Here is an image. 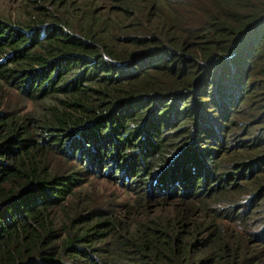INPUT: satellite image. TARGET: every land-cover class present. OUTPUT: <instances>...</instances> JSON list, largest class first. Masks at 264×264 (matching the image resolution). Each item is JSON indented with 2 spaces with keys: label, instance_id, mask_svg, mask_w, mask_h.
<instances>
[{
  "label": "trees",
  "instance_id": "16d2710c",
  "mask_svg": "<svg viewBox=\"0 0 264 264\" xmlns=\"http://www.w3.org/2000/svg\"><path fill=\"white\" fill-rule=\"evenodd\" d=\"M63 1L0 17V264H264L261 151L216 157L264 139V0ZM108 159L123 220L70 201Z\"/></svg>",
  "mask_w": 264,
  "mask_h": 264
},
{
  "label": "rangeland",
  "instance_id": "374dc122",
  "mask_svg": "<svg viewBox=\"0 0 264 264\" xmlns=\"http://www.w3.org/2000/svg\"><path fill=\"white\" fill-rule=\"evenodd\" d=\"M40 1V0H39ZM45 4H49L50 0H41ZM71 3H75L76 1L81 2L83 5H90L93 1L94 5H96L98 8H108L110 0H68ZM62 2H64L62 0ZM31 4V0H0V17L1 18H10L14 20L19 14H24L28 12L29 5ZM15 93V92H14ZM255 102V100L253 101ZM27 108H31V103L27 101ZM242 118L237 117L235 121L239 122L237 126L234 128H231V126H227V128L223 131V134L226 137V146L229 148V150H225V153L223 152L222 155L217 156V159L221 161L223 164L229 162L230 157L233 154H237L242 149L240 145H255L252 146L250 149H258L261 151V157L264 161V139L261 141V143L258 144L259 140L255 138V135L257 134V128L260 126L258 125H248V124H242ZM252 123V122H251ZM232 132V133H229ZM229 133V134H228ZM227 135V136H226ZM262 137H264V133L261 134ZM214 148L218 149V147L213 146ZM234 147V148H233ZM231 148V149H230ZM245 152L241 151L238 155L245 156ZM105 165H109V169L107 168L105 171L102 169H98V173L96 171H87L83 168L80 172V183L75 188L74 193L70 197L71 204L79 211L81 209L88 210L92 208H97L102 210V212L108 216H112L115 219L123 220L124 216L126 215L128 209L130 207H133L134 205V198L141 193H135V190H139L138 188L135 189L134 181L138 179L133 175L130 177L127 176V180H130L132 178V182H128L126 180H120L122 178V173H117L115 175V178L112 177V173H110V170L112 172V167L117 164L119 161H112V160H106ZM76 165V164H75ZM78 168V167H77ZM104 169V168H103ZM146 170V169H145ZM231 170H236L232 169ZM158 173V171L153 172L151 176H154V174ZM262 182L261 185L264 184V174L261 175ZM150 178V175H149ZM153 178V177H152ZM151 178V179H152ZM150 180V179H149ZM123 181V182H122ZM136 183V182H135ZM242 184L246 188L247 186H250L251 183L247 181H243ZM251 194V191H246L245 193L241 194H232V198L240 199L242 198V195L248 196ZM253 194H251L252 196ZM229 194V198H231ZM241 196V197H240ZM250 196V197H251ZM249 198V197H248ZM148 201V207L149 209L153 210L154 206L156 205L154 198H147ZM264 201V197L262 199ZM169 203L168 201H166ZM259 205V208H264V203ZM262 221L264 222V214Z\"/></svg>",
  "mask_w": 264,
  "mask_h": 264
}]
</instances>
